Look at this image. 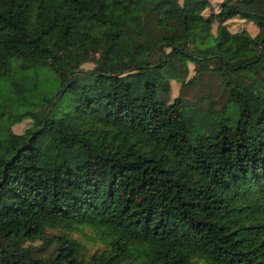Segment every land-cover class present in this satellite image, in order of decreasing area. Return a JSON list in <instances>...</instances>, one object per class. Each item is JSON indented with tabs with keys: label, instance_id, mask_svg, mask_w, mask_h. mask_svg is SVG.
Returning a JSON list of instances; mask_svg holds the SVG:
<instances>
[{
	"label": "trees",
	"instance_id": "obj_1",
	"mask_svg": "<svg viewBox=\"0 0 264 264\" xmlns=\"http://www.w3.org/2000/svg\"><path fill=\"white\" fill-rule=\"evenodd\" d=\"M138 4L140 29L106 16ZM209 7L0 0V81L20 100L0 98V264H264V0ZM233 18L253 34L229 32ZM187 63L215 72L235 106L196 134L180 98L158 95L189 82ZM6 116L31 125L13 133ZM75 227L103 246L84 255ZM36 239L53 246L45 258Z\"/></svg>",
	"mask_w": 264,
	"mask_h": 264
},
{
	"label": "rangeland",
	"instance_id": "obj_2",
	"mask_svg": "<svg viewBox=\"0 0 264 264\" xmlns=\"http://www.w3.org/2000/svg\"><path fill=\"white\" fill-rule=\"evenodd\" d=\"M208 1L210 2V7L207 9L205 8L203 11L204 15L208 14L210 11L215 12L217 10L219 0ZM142 9L143 5L138 4L135 6V10L126 17H123L117 10H108L106 16L111 17L119 23L128 22L135 28L140 29V12ZM226 26L229 32L245 30L249 35L253 34L251 31L252 24L238 18L227 21ZM214 27L215 23L212 24V32L214 31ZM258 50L261 53V49ZM208 66H210V63ZM93 67V62L87 60L80 65V70L88 72L92 70ZM187 69L188 72L185 81H189L188 83L181 85L179 81L170 79L169 89L167 91H160L158 95L162 97L167 104L176 97L180 98L184 105L183 114L188 128L191 134H196L200 129L205 128L209 122H218L222 119L221 115L232 116L235 111V106L227 101V90L215 72L207 69L194 75L197 66L193 63H187ZM38 77L40 82L43 81L47 85L51 81V77L42 71L38 72ZM243 79L245 82H249V78L246 75ZM0 98L5 104L17 105L20 103V100L11 92L10 86L2 81H0ZM33 100L35 99L33 98ZM221 110H223V113ZM1 119L2 126L4 128H9L16 134L22 133L25 128L31 125L30 118L25 116L17 120H12L11 118H7V116ZM63 152L65 158L71 165L74 164L76 160H81L83 156V151L80 147H75ZM114 152H116V150H114L113 153ZM69 235L82 247L84 255L86 254L87 257L93 254L96 248L103 246V242L99 235L88 227H75L69 232ZM27 244L33 249L35 255L41 258H45L53 249L52 244L45 239H36L32 242H27Z\"/></svg>",
	"mask_w": 264,
	"mask_h": 264
}]
</instances>
